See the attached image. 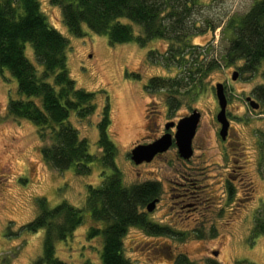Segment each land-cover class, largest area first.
I'll return each mask as SVG.
<instances>
[{
  "label": "rangeland",
  "instance_id": "374dc122",
  "mask_svg": "<svg viewBox=\"0 0 264 264\" xmlns=\"http://www.w3.org/2000/svg\"><path fill=\"white\" fill-rule=\"evenodd\" d=\"M39 1L48 22L68 39L70 76L79 87L95 93L96 110L83 119L72 112L69 121L87 138L89 151L96 157L85 175L75 172V164L60 170L46 162L41 148L50 144L51 138L42 140L34 123L9 114L8 102L19 97V92L15 78L0 68V264H35L42 255L44 230L33 232L26 228L39 213L40 198H46L49 206L67 201L83 209L82 223L67 239L55 242V255L63 264H102V235L89 238L87 233L91 226L103 227L104 222L91 217L86 197L89 184L99 186L112 173L110 166L102 164L103 152L98 143V121L105 102L110 106L108 133L116 145L115 163L123 183L130 186L146 176L161 179L163 199L154 211H149V218L178 232L175 236L151 234L139 226H130L123 248L132 264H178L182 254L188 257L187 264H264V232L253 237L256 222L264 220V103L252 94L253 87L263 79L260 71L241 72V60L230 63L224 56L232 35L230 23L246 14L256 0H197L190 25L198 28L183 49L190 72L180 68V55L177 59L165 57L170 45L166 39L154 38L145 45L135 40L112 44L105 33L93 32L87 26L83 35H74L68 30L59 5L51 0ZM134 28L136 32L140 30L137 25ZM175 45L182 49V43ZM25 54L40 65L30 43L25 45ZM191 58L205 64L214 59L216 64L206 72L192 74L195 67H191ZM234 71L238 72L236 79L232 78ZM154 76L164 81L159 87H148L146 84ZM218 82L225 84L231 120L229 141L223 142V148L214 122L219 109L215 93ZM247 96L254 97L260 106L253 109ZM168 98L175 104L169 114L171 119L190 115L192 108L202 113L192 159L181 161L173 145L157 161L135 165L129 152L136 141L160 134L167 118ZM151 102L153 109L162 111L159 116L151 111L150 117L159 118L160 122L161 129L156 132L145 128ZM233 164L243 165L245 177L255 189L253 200L242 201L239 221L229 225L222 222L237 202L235 197H243L244 185L234 180L235 196L227 199L224 180ZM181 173L198 178L207 197L212 194L217 203L207 211L201 204L199 210L191 211L174 205L170 186ZM221 208L224 212L220 214ZM200 210L205 212L203 216Z\"/></svg>",
  "mask_w": 264,
  "mask_h": 264
},
{
  "label": "trees",
  "instance_id": "16d2710c",
  "mask_svg": "<svg viewBox=\"0 0 264 264\" xmlns=\"http://www.w3.org/2000/svg\"><path fill=\"white\" fill-rule=\"evenodd\" d=\"M62 9L63 20L74 35H83L84 26L96 33H105L112 44L135 40L145 45L154 38L170 42L165 57L177 59L180 68L186 67L184 46L198 26L190 25L197 0H51ZM137 25L140 30L135 31ZM217 25H213L214 29ZM231 37L225 58L241 72H261L263 82L252 89V94L264 103V0H256L238 21L230 23ZM196 29V30H195ZM195 30V31H193ZM30 43L39 66L25 54ZM175 43H182L178 49ZM68 39L52 26L39 0H0V68L8 70L17 82L19 97L8 102V112L16 118L30 120L38 128L43 140L51 143L41 148L42 157L51 166L63 170L75 164V172L88 174L95 155L89 151L86 137L69 121L72 112L79 119L96 110L95 93L79 87L70 76L67 66ZM195 67L192 74L205 72L216 64L190 60ZM194 71V73H193ZM188 74V77L191 76ZM164 79L150 78L148 87L156 88ZM182 84V82H177ZM171 101V100H170ZM172 102V101H171ZM174 104L173 102L171 103ZM110 106L105 102L98 121V143L102 149V164L110 166L99 186H87L86 207L95 221L104 226H91L87 236L102 235V264H132L125 256L123 238L130 226H139L151 234L170 235L171 230L148 220L141 211L159 193V184L146 181L126 186L116 166V145L110 138ZM39 213L26 228L44 230L42 255L35 264H63L55 255L56 240L67 239L83 221V209L62 201L49 206L46 198L38 200ZM264 232V220L257 221L253 237ZM178 264H187L184 254ZM253 264L238 261L236 264ZM211 264H216L215 262Z\"/></svg>",
  "mask_w": 264,
  "mask_h": 264
},
{
  "label": "flooded vegetation",
  "instance_id": "af4514ba",
  "mask_svg": "<svg viewBox=\"0 0 264 264\" xmlns=\"http://www.w3.org/2000/svg\"><path fill=\"white\" fill-rule=\"evenodd\" d=\"M148 85V83L146 84ZM224 88H225V84H224ZM226 92V90H225ZM252 97V96H251ZM254 98V97H252ZM169 100L166 101L165 103V115H166V120L164 121L163 123V129H161L160 127V122H159V118L156 119H153V117H150L152 116L151 115V111H154L157 113V116L161 115L162 114V111L161 110H158L157 108L153 109L154 106H153V103L151 102L150 105H151V108L152 109H148V113L149 115L147 114V121H146V130L147 131H151V132H156V131H160V134L159 135H153V137L151 136H148V137H145L143 138L144 140H138L136 141V143L134 144L133 147H135L136 145L138 144H147V143H151L153 142L154 140L160 138L161 136L165 135V134H170L172 137H171V140H172V143L170 145V147H172L173 145H176V142H175V133H176V130H177V123L179 121V119L177 120H174V119H171L169 118L170 115L172 112H173V109H174V105L175 104H171L172 102L170 101V98H168ZM228 105H229V99L227 97V106H226V114H227V118L229 120V126H228V129H227V133H226V136L225 138H223L220 134V129H221V123L219 122L218 118H217V114L220 110V107L219 109L215 112V116H214V122H215V125H217V128H218V134H219V137L221 139V147L223 148L224 146H226L223 142H226V141H229L228 138H229V134H230V129H231V120L229 118V110H228ZM193 110H198V112L200 113V118H199V123H198V126L200 124V121H201V117H202V113L201 111L198 109V108H192L191 111ZM189 115V114H187ZM185 115V116H187ZM184 117V116H183ZM197 126V128H198ZM197 128H196V131H197ZM195 136H196V132L192 138V150L194 152V139H195ZM132 147V148H133ZM169 147V148H170ZM131 148V149H132ZM169 148L163 152H158L156 153L153 158L149 161H143V162H140L138 164H136L132 159V161L135 163V165H145V164H150V163H153L155 161H157L158 159H160L162 156L165 155V153L169 150ZM193 152H192V155H193ZM177 153L179 155V159L181 158L179 152H178V148H177ZM129 155H130V152H129ZM191 155V156H192ZM189 157V158H184L182 157L181 158V161H189L192 159V157ZM243 165L239 164V165H232L231 168H229V170L226 171V178L224 180V183H225V191H226V194H227V199L230 201L233 196H235V193H236V189H237V186L235 185V181H241L242 183H244V185L241 187L242 189V192H243V197H235L237 199V202L235 203L234 207L231 208L229 211H227V216L226 218L223 220L222 223L224 224H235V222L239 221L240 219V215L242 214V210H239V207L241 208H244V204H242V201L245 200V199H248V200H253V195H254V185L252 183V181L250 179H246L245 177V172H244V167ZM145 179L138 182V183H142V182H146V181H155L159 184V193L158 195L152 199V200H155V206L153 208V211L157 208V204L160 203L163 199V191H164V184L161 182V179H152L150 178L149 176L147 177H144ZM138 183H135V184H138ZM172 183L174 185L170 186L171 189L173 190L171 192L172 194V203L174 205H178L179 207L181 208H184V209H187V211H191L192 209H195V210H199V207H200V204H201V208L204 209L205 211H207L209 208H211L213 206V204H216L217 202L215 201V197L211 194L209 197H207V193L205 192L206 190L202 187V184L198 183V178H195V176H190L188 174H184V173H181L180 177H178L177 179H174L172 180ZM176 184V185H175ZM178 185V186H177ZM215 191V190H213ZM212 198V199H211ZM211 199V200H210ZM151 200V201H152ZM149 203V202H148ZM146 203L144 205V208L142 207L141 208V211H143L146 215V217L148 218L149 221L155 223V224H159V225H162V226H166L168 227L172 234H170L169 236H175L176 234H178L177 231H174L170 226L166 225V224H163V223H160V222H157L155 219H150V213L149 211L147 210V204ZM171 207V205H170ZM152 211V210H151ZM201 211V210H200ZM220 214L224 212V208H221L219 210ZM204 211H201L200 212V215L203 216L204 215ZM189 215V214H187ZM170 218H173L172 216ZM195 219H198V217H196ZM213 223V222H212ZM213 227H216L215 225L212 226ZM215 229V228H214ZM217 230V229H216ZM213 253H216L214 255H217L218 254V251H213Z\"/></svg>",
  "mask_w": 264,
  "mask_h": 264
},
{
  "label": "water",
  "instance_id": "95a60500",
  "mask_svg": "<svg viewBox=\"0 0 264 264\" xmlns=\"http://www.w3.org/2000/svg\"><path fill=\"white\" fill-rule=\"evenodd\" d=\"M237 73V71L233 72V79H236ZM215 93L220 107L217 114V118L221 123L220 134L223 138H225L229 126V120L226 114L227 95L223 83L218 82L215 85ZM246 100L253 109H257L260 106V103L251 96H247ZM199 118L200 113L198 110H193L190 115L180 118L177 123L175 142L181 157L189 158L192 155V138L196 132ZM171 137L172 136L170 134H165L151 143L136 145L130 151V158L136 164L151 160L156 153L163 152L170 147L172 143ZM154 206L155 200L150 201L147 204V210H153Z\"/></svg>",
  "mask_w": 264,
  "mask_h": 264
}]
</instances>
